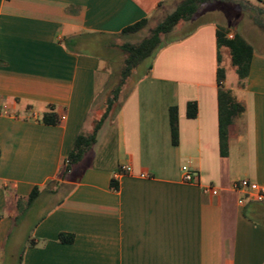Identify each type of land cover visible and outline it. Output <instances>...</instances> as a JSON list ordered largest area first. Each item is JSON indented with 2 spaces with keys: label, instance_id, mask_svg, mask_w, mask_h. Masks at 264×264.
<instances>
[{
  "label": "crops",
  "instance_id": "obj_1",
  "mask_svg": "<svg viewBox=\"0 0 264 264\" xmlns=\"http://www.w3.org/2000/svg\"><path fill=\"white\" fill-rule=\"evenodd\" d=\"M166 1L0 0V264H264L262 201L233 187L264 186V53L253 51L246 78L224 77L243 111L221 156L218 24L205 17L213 9L167 39L82 160L65 169L76 136L92 131L108 78L100 37L149 21ZM50 108L58 122H40ZM124 164L131 173L118 175Z\"/></svg>",
  "mask_w": 264,
  "mask_h": 264
},
{
  "label": "trees",
  "instance_id": "obj_2",
  "mask_svg": "<svg viewBox=\"0 0 264 264\" xmlns=\"http://www.w3.org/2000/svg\"><path fill=\"white\" fill-rule=\"evenodd\" d=\"M218 3L230 9L239 10L248 14L253 23L262 31H264V8L260 5L252 4L246 0H181L176 4L175 8L165 15L160 22L151 30L148 37L142 39L137 44L122 43L120 48L125 55L123 66L119 72V81L112 89L111 97L107 98L106 108L103 114L94 123L90 133H79L67 155L65 169L68 170L78 162H80L87 151L96 141V134L105 119L109 116L110 109L115 101H118L121 88L125 81L129 78L132 71L136 69L144 60L153 58L159 48L167 44L169 41L163 37L170 33L174 27L181 22H188L194 19L200 13V7L205 4ZM264 3V1H262ZM148 23L147 19H142L121 30L120 34L135 33L142 29ZM229 29L217 25L216 44L218 49L225 47L230 56L231 65L235 68V72L240 80L247 77L249 73L253 47L239 33H235L232 38H228ZM64 45L68 49H73L76 45L74 38L64 39ZM87 50V48H86ZM217 111H218V139L219 152L221 156L227 155L228 144V127L234 117L241 114L243 106L236 102L231 96L228 89L222 85L224 80V70L219 67V53L217 56ZM121 101H119L118 107ZM196 115L195 102H187L186 116L192 118ZM169 128L171 142L173 145L178 143V125L176 108L170 107L168 110ZM44 124H56L58 122L57 115L52 108L44 112L39 119ZM39 194V188L34 187L27 197L28 203L32 202ZM61 242H71L72 235H60Z\"/></svg>",
  "mask_w": 264,
  "mask_h": 264
},
{
  "label": "rangeland",
  "instance_id": "obj_3",
  "mask_svg": "<svg viewBox=\"0 0 264 264\" xmlns=\"http://www.w3.org/2000/svg\"><path fill=\"white\" fill-rule=\"evenodd\" d=\"M180 1L181 0H169L163 3V7L159 8V11L149 19L148 23L142 29L135 33H127L120 35L117 34L113 36L100 37V48L95 47V52L101 57V60L106 63V69H108V78L106 80V83L102 87H100V90L97 95V108H95L92 113V117L95 119L91 123L92 128L94 126L95 121L99 119L105 111L107 98L111 97V91L119 81V72L123 66V60L125 58V55L120 48V45L126 42L131 44H137L142 39L148 37L155 25L160 22L165 15L170 13L173 8H175L176 4H178ZM225 6L218 3L205 4L200 7V11H204L206 9H213L214 11L207 13V15L205 16L206 18L215 20L218 26L220 27L228 28L229 33L231 32L230 34L232 35H234L235 33H239L243 38L245 37V40L252 45L254 50H256L257 52L264 53V31L260 30L253 23L247 13L241 12L239 10L230 9L229 6ZM195 24V20H191L189 22H181L174 27V29L172 30L173 32H170L165 35L163 39L166 40L173 34L180 33L185 29L191 28ZM234 28L238 29L239 32ZM89 50H94V47L90 48ZM222 50L224 52H222ZM151 59L152 58L144 60L136 69L132 71L131 75L125 81L124 85L121 88L118 101H115L113 103L110 109L109 116L114 115L118 108V104L121 100V97L125 94L127 88L134 81L135 77H137V75L147 67ZM219 59V67L224 70V75L226 77L227 82L230 83L233 80L237 79L235 68L231 65L230 62V56L222 47H220ZM261 205L263 207L261 210V217L263 218L264 200L262 201Z\"/></svg>",
  "mask_w": 264,
  "mask_h": 264
},
{
  "label": "built area",
  "instance_id": "obj_4",
  "mask_svg": "<svg viewBox=\"0 0 264 264\" xmlns=\"http://www.w3.org/2000/svg\"><path fill=\"white\" fill-rule=\"evenodd\" d=\"M232 34H228V38H232ZM131 167L127 164L121 165L117 174H130ZM182 177L184 181L191 182L192 175L187 165L181 166ZM143 176V175H141ZM234 189L244 191L246 198L250 201L261 202L264 200V186L252 182L248 179H241L233 184Z\"/></svg>",
  "mask_w": 264,
  "mask_h": 264
}]
</instances>
